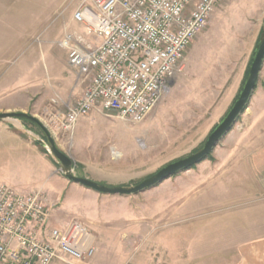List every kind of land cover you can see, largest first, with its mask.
Listing matches in <instances>:
<instances>
[{"label":"rangeland","instance_id":"obj_1","mask_svg":"<svg viewBox=\"0 0 264 264\" xmlns=\"http://www.w3.org/2000/svg\"><path fill=\"white\" fill-rule=\"evenodd\" d=\"M8 1L21 5L14 10L20 17L3 33L13 44L0 38V57L11 53L0 82L12 79L35 96L33 103L48 98L38 110L41 122L73 160L74 173L107 187L134 186L202 147L238 93L264 25V0H217L182 72L143 122L94 110L62 134L45 112L52 106L64 113L82 86L60 60L66 53L57 42L81 29L71 16L86 0H36L57 5L37 24L25 23L37 4ZM41 50L54 61L42 60ZM108 197L121 200L103 207V227L92 232L95 242L104 237L107 261L100 264H264V62L247 108L208 159L140 194Z\"/></svg>","mask_w":264,"mask_h":264},{"label":"built area","instance_id":"obj_2","mask_svg":"<svg viewBox=\"0 0 264 264\" xmlns=\"http://www.w3.org/2000/svg\"><path fill=\"white\" fill-rule=\"evenodd\" d=\"M217 0H86L72 14L81 29L57 45L82 86L52 114L54 132L72 134L94 110L139 124L158 106L183 70L185 54L206 28ZM54 103V102H53ZM42 192L0 186V264H80L96 250L77 222L53 229Z\"/></svg>","mask_w":264,"mask_h":264},{"label":"crops","instance_id":"obj_3","mask_svg":"<svg viewBox=\"0 0 264 264\" xmlns=\"http://www.w3.org/2000/svg\"><path fill=\"white\" fill-rule=\"evenodd\" d=\"M0 1L3 2L0 3V22L5 23L0 27V38H2V43L13 44L10 38L9 40L6 39L8 36H4L5 30L13 29L14 23L19 20L20 16L14 10L21 5L10 4L8 0ZM27 2L38 6L27 11V14L32 15L27 17L26 24L43 22L46 13L55 12L57 9V5L49 1L48 5L45 2H43L45 5L39 4V1L36 0H28ZM9 14L13 15L10 16ZM9 17H12L11 23H9ZM41 52L42 60L54 61V56L46 55L43 50ZM10 56L11 53H8L6 56L0 57V73L4 71L3 63L11 60ZM59 58L67 66V55H61ZM34 97L30 96V91L23 90L22 87L15 88L12 79L11 81L6 79L4 82H0V113H26L43 121L38 110L46 105L48 98L41 97L33 103ZM50 107L45 112L49 118L56 113L54 108ZM23 127L32 134L23 132L15 122H0V186H9L20 194L42 192L47 197L51 207V227L63 229L71 222H77L94 239L93 246L96 252L87 264H100L104 260L107 261V258L103 257V249L100 245L101 241L104 240L103 234H99L97 237L99 240L95 242L97 239L92 232L100 231V228L103 227V207L108 206L111 203L110 200L121 199H111L67 181L60 175L53 161L35 143L33 138L38 137L39 134L27 126L25 122Z\"/></svg>","mask_w":264,"mask_h":264},{"label":"water","instance_id":"obj_4","mask_svg":"<svg viewBox=\"0 0 264 264\" xmlns=\"http://www.w3.org/2000/svg\"><path fill=\"white\" fill-rule=\"evenodd\" d=\"M263 62L264 25L251 59L247 78L245 79L236 100L208 135L204 145L197 152L162 167L148 178H145L138 184L130 187H107L87 178L77 176L74 173L75 167L73 160L57 147L50 132L36 117L26 113H0V122H15L21 127L23 132L29 134L32 133L23 127V123L27 121L36 126L40 130L42 137L38 136L33 138L35 143L44 150L45 154L53 161L60 175L70 183L106 196L137 195L155 188L165 180L198 165L215 150L218 143L232 130L237 123L238 118L242 115L246 106L249 104L256 88Z\"/></svg>","mask_w":264,"mask_h":264},{"label":"trees","instance_id":"obj_5","mask_svg":"<svg viewBox=\"0 0 264 264\" xmlns=\"http://www.w3.org/2000/svg\"><path fill=\"white\" fill-rule=\"evenodd\" d=\"M260 35H261V32L259 33V36H258V38H257V40H256V43H255V46H254V48H253V51H252V53H251V57H250V60H249V62H248V65H247V68H246V71H245V75H244V78H243V80H242V82H241V85H240V88H239V90H238V93L236 94V96H235V98L233 99V101H232V103H231V106H232V104L234 103V101L236 100V98H237V96H238V94H239V92H240V90H241V88H242V85H243V83H244V81H245V79L247 78V75H248V70H249V66H250V63H251V59H252V56H253V53H254V51H255V48H256V46H257V43H258V40H259V38H260ZM230 106V107H231ZM230 107H229V109H230ZM246 108H247V106H246ZM245 108V109H246ZM228 109V110H229ZM227 113V112H226ZM25 123H29V122H27V121H25ZM215 128V126L213 127V129ZM212 129V130H213ZM212 130L210 131V133L212 132ZM209 133V134H210ZM204 145V144H203ZM202 145V146H203ZM198 151V150H197ZM43 152H44V150H43ZM196 152V151H195ZM194 152V153H195ZM45 153V152H44ZM210 157V155L206 158V159H208Z\"/></svg>","mask_w":264,"mask_h":264}]
</instances>
